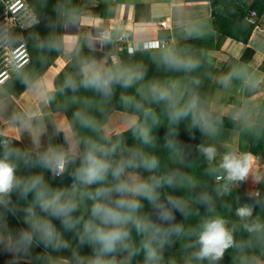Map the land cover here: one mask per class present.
<instances>
[{"label": "clouds", "instance_id": "9594fccd", "mask_svg": "<svg viewBox=\"0 0 264 264\" xmlns=\"http://www.w3.org/2000/svg\"><path fill=\"white\" fill-rule=\"evenodd\" d=\"M144 47L155 48L157 45L148 43ZM163 62L171 69L185 72H191L199 66L194 58L181 56L171 50L163 53ZM144 75L142 70L132 67H104L95 61H86L81 66L79 84L66 79L65 86L73 91L82 87L110 99L116 86L132 88L144 79ZM239 75L233 72L222 83L227 85L233 76ZM22 82L28 88L39 90L42 95L49 91L45 82L30 85L27 80ZM136 92L143 100L156 104L165 102L170 123L178 124L191 116L194 127L209 134L215 131L210 115L200 107L198 96L193 95L186 103L180 104L182 96L177 81L149 82L137 88ZM121 102L125 107L142 111L146 118L151 116L153 124L157 123L153 110L143 108L135 96L122 95ZM74 116L81 127L99 131L98 122L86 113L77 112ZM31 119L32 115L26 114L20 121L21 126L28 127ZM129 131L133 132L141 145L155 147L156 137L152 133V126L146 121L133 122ZM65 139L69 143L67 149L49 147L35 160L18 146L10 145L7 140L3 142L4 150L0 155V246L14 259L29 256L34 247L43 245L44 254L37 257L43 264H133V260L141 253L144 255L142 264H165L166 245H171L182 236H194L195 240L185 245V248L195 249L185 259V264H193V261L219 264L225 252L233 247V232L228 228L227 221L219 215H206L195 228L190 229L175 221L177 212L184 218L192 215L190 203H200L206 207L210 205L207 194L202 193L193 198H185L180 194L179 189L190 191L195 187V182L187 173L180 169L161 172L159 156L145 151L141 146H128L122 139L113 142L108 134L99 139L85 138L77 142L76 146L72 145L68 137ZM165 145L169 149L175 148L174 142L167 137ZM201 151L209 161V174H220V179L224 181L217 189L219 193H229L232 185L249 177L253 166L250 154L226 152L219 163L213 165L217 155L215 147H203ZM21 164L26 168L39 166L53 178L63 176L68 167L73 165L72 183L67 187L54 188L43 172L20 176L17 171ZM142 171L149 175H142ZM165 185L176 190L175 194L165 198L166 202L161 200L160 194V189ZM13 193L25 200L32 194V201L27 207L19 209L12 200ZM144 201L155 213V219L143 211ZM253 210V205H245L236 210V215L241 219L250 218ZM18 211H23V223L27 227L14 232L9 227L8 216H15ZM208 211L213 210L208 207ZM53 220L60 222L63 231L57 229ZM245 229L252 235L262 234L264 223L256 220L245 224ZM63 232L73 234L75 247ZM133 232L140 238L138 244ZM86 245L91 247V254H81L80 248ZM64 250L70 251L69 257L53 255ZM171 264H175V261ZM252 264L260 262L252 258Z\"/></svg>", "mask_w": 264, "mask_h": 264}, {"label": "crops", "instance_id": "0c3cea01", "mask_svg": "<svg viewBox=\"0 0 264 264\" xmlns=\"http://www.w3.org/2000/svg\"><path fill=\"white\" fill-rule=\"evenodd\" d=\"M84 4L98 13L62 14L63 52L58 59H70L72 52H77L83 63L95 61L106 67L120 62L126 54L125 49L113 39L102 41L99 36L100 31L107 28L114 34L121 28H128L130 38L137 43L166 39L168 48L214 31L211 0H84ZM246 4L249 7L254 0H246ZM162 21H166L167 26H163ZM254 23L248 42L215 32L214 47L208 52V61L216 68L208 83V108L219 120L227 122H213L215 131L206 132L205 141L206 146L215 147L217 163L226 152L250 154L253 166L249 183L257 188L255 194L264 197V10ZM248 47L254 52L249 59H244ZM233 72L241 75L233 76L227 85L222 83ZM41 81L48 86L43 78L33 83ZM11 83L0 84L1 134L20 141L37 140L38 146H42L46 141L43 124L52 129L51 136L69 132L67 113L52 108L48 93L42 95L39 90L28 87L17 93ZM26 114H31L32 119L28 127H23L20 121ZM138 118L137 114L115 110L110 121L119 120L122 125L115 130H124ZM21 260L36 263L32 257L14 259L0 246V264H15ZM259 262L264 264V260Z\"/></svg>", "mask_w": 264, "mask_h": 264}, {"label": "rangeland", "instance_id": "374dc122", "mask_svg": "<svg viewBox=\"0 0 264 264\" xmlns=\"http://www.w3.org/2000/svg\"><path fill=\"white\" fill-rule=\"evenodd\" d=\"M37 17V16H36ZM23 39L25 40L27 47L30 52V48L28 45V42L23 35ZM199 51H201L200 55H189L188 57H192L195 60L198 61V64L201 65L205 59V55L208 54L209 51H206V49H203L202 43H198L195 45ZM179 49L174 48H159L156 49L155 52H150L147 54H142L143 60L148 62L150 67L145 66L146 69H150V71H153L155 75L159 76L156 81L162 82L163 77H165L166 73L169 70V67L163 62V53L166 51H174L175 53L183 56V49L184 47L178 46ZM181 48V50H180ZM145 50H154V49H143ZM143 50H140L141 52ZM193 53V52H190ZM134 55V54H133ZM128 56V65L131 66L132 62L135 61L134 56ZM59 58V57H58ZM56 59L55 64L53 63L49 68L46 70V75H42L40 77H37V74H34L31 71L30 64L32 63V54L30 52V57L28 58V61L26 64L21 67L17 68V64L15 62V59L13 57H10L9 59L5 60L0 58V70L5 68V62L8 64L7 67L9 69L10 77L7 79L6 83H11V88L19 93L20 91H23L28 86L23 83L22 81L27 80L28 84H32L35 80L39 78H43L44 81H47L49 91L54 89L55 87H59L60 90H64L63 92H59L57 96L59 95L61 98L66 99V102L68 105H70L71 110L74 113L77 112H86V108L83 109L88 101L87 97L90 96L91 100L89 103L94 105L95 107L99 109H104V113H102L101 121H97L100 128L99 130H103L104 134H108L110 136L115 135L117 133L124 132L126 129L122 130H115L117 126L122 125L119 120L111 119V115L106 118V109L108 108L107 101L105 98L100 96L99 94L91 91L86 90V95L84 92H82L83 88L78 87L75 91L65 86L66 79H72L77 84H79V81L81 79V70L79 69L80 62L83 61L79 56L72 62H69V59L64 60V58ZM4 60V61H3ZM161 65V67H159ZM203 65V64H202ZM132 68H135L132 66ZM143 68V66L141 67ZM214 73V72H213ZM6 74L2 75L5 76ZM211 75V74H210ZM1 76V77H2ZM212 76L208 79L211 81ZM202 86V85H201ZM199 87V86H198ZM204 92L208 90V87L202 86ZM201 87V88H202ZM200 89V88H199ZM85 90V89H84ZM48 93V92H47ZM116 93V91H114ZM114 95V94H113ZM49 97V94H48ZM111 100L114 99V96L110 98ZM80 109H82L80 111ZM204 109V108H202ZM139 116L138 120L140 123H144L145 121L152 126V133L156 137V144L155 147L149 148L147 146L141 145V142L139 139H137L133 133L132 138L126 139V136H121L117 139H113L114 141L118 139H122L124 144L128 146H141L145 148V151H148L150 153L156 154L160 157L161 161V172L174 170V169H180L181 171L187 173L192 180L195 182V187L191 188V190L186 189H180V194L185 196V198H193L199 194H207L208 197H210V205L208 207L221 205L224 201H229L230 203L228 205L224 206H218L216 211L209 212L208 210L205 211L207 208L204 204L200 203H190V209L192 211V215H190L187 218H184L180 215V213L175 214V221L183 223L186 229L195 228L201 221L203 217L206 215H219L223 217L227 221V226L230 230L233 232L234 236V245L233 247L229 248L224 255L223 260L219 262V264H244L245 261H247V264H252V258H255L256 260H264V233L252 235L245 229V224H250L251 218H244L241 219L236 215L237 203L234 202V197H237L238 199L242 198L241 195L237 194V192L243 193V197H250L251 199L257 200L259 202L264 203V197H259L258 194H255L257 191V188L255 185L249 183V177L243 181L239 182L237 184H234L231 186V191L227 194L219 193L217 189L221 184L224 183V181L221 179L219 180L217 177L219 174H209L208 169L210 167L209 161L205 158L203 155V152L201 149L206 146L205 136L206 132L202 131L199 127H194L191 123L188 125H182L181 128L177 125H172V123L169 124V122L165 119V114H158L154 113L157 123L153 124L152 117H145L141 114H137ZM92 119L93 115L91 114ZM191 122V120H190ZM109 123V124H108ZM74 124L78 126V129L81 132V136L83 138H93L95 136L94 132L81 127L79 121L74 116ZM108 124V129L105 130V125ZM44 125V124H43ZM43 134L46 136V141H44L42 146H38V142L36 140L33 142L26 141L24 139L22 141L27 149L31 151H36L39 154L43 153L46 149L49 147H56V146H63V143H56L57 138L51 136L52 129H48L47 127H43ZM70 127L71 124H70ZM123 128V127H121ZM129 128V127H128ZM127 128V129H128ZM65 137H68V140L72 143L73 146H76L77 140L72 132V128L69 129V132L66 134ZM168 138L169 140L173 141L175 144L174 149H169L165 145V138ZM131 142V143H130ZM37 144V145H36ZM68 144V142H67ZM49 145V146H47ZM69 145V144H68ZM82 144L80 145V150H82ZM67 149L66 147H64ZM34 151V152H35ZM2 155V154H1ZM37 167H24L22 164L19 167L17 174L20 176H28L33 173L43 172L44 170L42 168ZM171 168V169H170ZM46 180L47 176L45 172H43ZM159 174V173H158ZM51 175V174H50ZM142 175L147 176L149 173L143 172ZM62 177V176H61ZM66 183V184H65ZM72 183V180L67 182L66 180L63 182V185L60 187H67ZM56 188V187H54ZM161 194V200L165 201V198L169 195L168 194V186L165 185L160 189ZM175 194V192L173 193ZM262 198V199H261ZM12 200L16 203L17 207L19 209H23L24 207H27L28 204L32 201V194H29V197L27 200L21 198L17 193H13ZM250 201L244 199V203L242 206L249 205ZM144 212H147L152 215V218L155 219V213L151 209L150 205L144 201ZM241 206V207H242ZM263 208L256 206L255 207V220H258L260 223H264V213L261 210ZM36 211L39 213V208L36 209ZM197 212L199 214H197ZM23 211H18L15 216L9 215L8 216V223L9 227L14 231H19L21 227H27L23 223ZM54 225L57 227V229L63 231L61 228L60 222L58 220H53ZM63 235L66 239L70 240L72 242V246L75 247L76 241L74 239V236L71 232H63ZM134 238L139 243V237L135 236V232H133ZM182 243L173 245H166L164 249V258H165V264H171L172 261H175V264H180L183 260H185L189 254L194 251V248H185V245L188 243H192L195 240L194 236H182ZM176 241V240H175ZM180 242V238L177 240ZM43 249V245H40L39 247H34L31 250V257L36 259L37 262V253L36 250ZM45 251V250H44ZM91 247L89 246H83L80 248L81 254L88 255L91 254ZM54 256H63V257H69L70 251L64 250L59 253H53ZM144 259L143 253H141L139 256H137L133 260V264H142ZM193 264H207V261L204 262H197L193 261Z\"/></svg>", "mask_w": 264, "mask_h": 264}, {"label": "trees", "instance_id": "16d2710c", "mask_svg": "<svg viewBox=\"0 0 264 264\" xmlns=\"http://www.w3.org/2000/svg\"><path fill=\"white\" fill-rule=\"evenodd\" d=\"M30 6L32 7L33 11L35 12L37 18L36 21L27 27L23 31V35L25 36L30 52L32 54V63L30 64L31 71L34 74H37V77H40L42 75L46 76V70L51 66L53 63L55 64L56 59L60 56V54L63 52V44H62V34H63V23H62V14L64 12H75V13H87V14H96L98 13L96 10L92 11L89 9L85 4L84 0H27ZM213 4V16H214V31L212 33H208L207 35L196 37L190 40H186L183 42L178 43L174 49H179L178 46L184 47L183 56L188 57L189 55H200L201 51L197 49L195 46L199 42L202 43L203 49H206V51H209L214 47V40H215V32H219L222 34H225L227 36L236 38L238 40L248 42L249 37L254 29L255 23L249 21L246 18V14L249 9L255 8L261 13L264 10V0H254V4L251 6H247L246 0H211ZM154 50H143L142 52L140 50L130 54L126 53L120 62L112 65H107L106 67H114V66H127L132 67L134 66L135 69L142 70L145 75L144 79L142 81L137 82L133 85L132 88L129 89H122L119 86L115 87L116 93H114V99H105L108 104V108L106 109V118L109 117L115 110L124 111L132 114H143V112H138L136 108L134 107H125L121 102V96L122 95H132L135 96L136 100L142 103L143 108H151L153 110V113L158 114H165V119L167 122H169L168 117V108L165 104V102H160L159 104L152 103L150 100H143L141 96L136 92V89L141 87V85H147L149 82L156 81L159 76L155 75L153 71H150V69H146L145 66L150 67L147 61L143 60V57H141L142 54H147L150 52H155ZM181 50V48H180ZM193 52V53H190ZM253 49L247 48L244 53V59H249L253 54ZM136 55L135 61L132 62L131 66L128 65V56ZM133 55V56H134ZM80 57L79 53L72 52V57L68 60L69 62L74 61L77 57ZM205 59L203 61V65H199L195 70L191 72H185L182 70H174L169 68L168 72L166 73L165 77H163L162 82L167 83L170 81H177L179 83V93L182 96V99H180V104L186 103V101L193 95L198 96L199 98V104L201 108H204L203 110L207 112L212 122H220V123H226V120H219L213 113L209 111L208 105H209V97L208 90L204 92L202 86L208 87V83L210 82L208 79L213 75V72H215V66L208 61V54L205 55ZM81 58V57H80ZM83 64V61L80 62L79 69L81 70V66ZM143 66V68H141ZM161 67V65L159 66ZM81 74V73H80ZM211 74V75H210ZM210 76V77H209ZM202 85V86H201ZM199 86V87H198ZM202 87V88H201ZM200 88V89H199ZM64 90H60L59 87H55L51 91L48 92L50 97V104L53 109L58 110H64L67 113V116L69 118L70 124L72 127V132L77 140V142L82 141L83 138L81 136V132L78 129V126L74 124V115L70 105L66 102V99L61 98L57 94L59 92H63ZM86 95L87 91L82 90ZM87 105L83 109H87L86 112L80 111L82 113H86L89 117L92 118L91 114L93 115V119L95 121H101L102 113H104V109H99L89 103L91 100V97L88 96L87 98ZM144 116V115H142ZM223 119V118H222ZM191 116L181 120L177 125L181 128L183 125L190 124ZM132 131H129V128L126 129L124 132L117 133L115 135L110 136L112 141L115 142L113 139H117L121 136H126V139L132 138ZM95 136L93 138L99 139L100 136L105 135L103 130H99L97 132H94ZM258 134V133H256ZM56 137H53V143L54 138H57L56 143H63L62 147H69V143L67 144V141L65 139L64 132H60L59 134L55 135ZM7 140L10 145L12 146H18L21 150L27 152L30 154L33 160L37 159L40 155L39 153H36L34 151H31L27 149L22 141L19 139L4 135L0 133V155L3 153V142ZM131 143V142H130ZM78 164V161H77ZM213 165H217V161L214 160L212 162ZM73 165H70L68 167V170L66 173L61 177L53 178L52 175H50L49 172H45L47 176V181L53 186V187H60L63 185V182L66 180L67 182L72 180L71 173L73 171ZM30 168V167H29ZM39 168V167H38ZM171 169V168H170ZM172 170V169H171ZM170 171V170H169ZM66 184V183H65ZM180 191V189H179ZM176 192L173 188L168 187V194H173ZM237 194L241 195L240 199L237 197H234V202L237 203V208L241 207L244 203V199L249 200L250 204L254 206L253 210V216L251 218L252 223L255 220V207L259 205V207L263 208L261 209L264 213V203L259 202L257 200L251 199L250 197H243V193L237 192ZM258 202V203H257ZM91 203V202H89ZM229 201L222 202V206L228 205ZM220 205V204H219ZM212 206L211 209L213 211H216L218 206ZM220 205V206H221ZM208 210V207H206ZM182 243V238H180V242L177 240L174 241L173 245H177ZM37 257L44 254L43 249L36 250ZM24 257H31L24 256ZM15 264H43L42 261L38 260L36 263H31L26 260H21L16 262ZM180 264H185V260H183Z\"/></svg>", "mask_w": 264, "mask_h": 264}, {"label": "built area", "instance_id": "2783aa9c", "mask_svg": "<svg viewBox=\"0 0 264 264\" xmlns=\"http://www.w3.org/2000/svg\"><path fill=\"white\" fill-rule=\"evenodd\" d=\"M258 15L259 11L252 8L247 12L246 18L254 23L257 21ZM36 18V14L27 0H0V58L7 60L13 57L15 62L18 63L17 66H20L17 68H21L26 64L30 57V52L23 39V31L32 25L36 21ZM162 25L167 26V22L162 21ZM16 32L17 34H15ZM99 36L102 41L113 39L125 49L126 53L130 54L143 49L168 47L166 39H148L137 43L130 38V31L125 27L121 28L116 34L110 28L103 29L100 31ZM105 36L108 39H104ZM148 43H154L157 47L145 48L144 45ZM5 65V68L0 70V81H3V83L10 77L6 62ZM4 74L6 75L2 76ZM217 178L221 180L220 174Z\"/></svg>", "mask_w": 264, "mask_h": 264}]
</instances>
